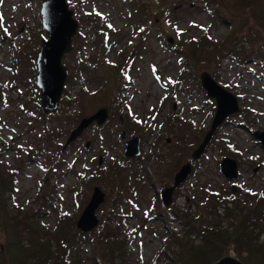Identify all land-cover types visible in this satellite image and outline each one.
Masks as SVG:
<instances>
[{
    "label": "rangeland",
    "instance_id": "1",
    "mask_svg": "<svg viewBox=\"0 0 264 264\" xmlns=\"http://www.w3.org/2000/svg\"><path fill=\"white\" fill-rule=\"evenodd\" d=\"M43 1L0 0V175L10 216L27 224L42 215L52 230L53 251L57 242L66 251L78 244L71 257L93 264L89 239L69 235L60 242L57 230L62 223L80 231L77 223L99 187L106 199L96 213L99 227L90 233L96 236L109 224L125 244L105 264H164L160 252L171 238L163 222L149 218L162 209L161 193L191 164L168 212H189L184 223L195 220L234 237L243 230L239 240L259 234L256 242L264 245L263 227L256 225L264 205L253 208L264 196V146L254 136L264 132V27L253 12L222 0L227 18L235 13L227 25L214 14L217 3L206 0H67L79 29L64 58L69 77L60 106L45 114L37 86V58L48 39ZM257 23L260 42L251 34ZM204 37L200 48L189 46ZM224 47L230 52L221 54ZM203 73L238 99L240 112L226 119L194 160L217 112L202 87ZM102 108L109 110L107 125L91 126L66 147L81 121ZM132 137L141 139V156L127 159L125 144ZM226 157L238 164L232 182L221 172ZM169 231L184 243L203 245L178 222ZM0 244L8 253L3 230Z\"/></svg>",
    "mask_w": 264,
    "mask_h": 264
},
{
    "label": "trees",
    "instance_id": "2",
    "mask_svg": "<svg viewBox=\"0 0 264 264\" xmlns=\"http://www.w3.org/2000/svg\"><path fill=\"white\" fill-rule=\"evenodd\" d=\"M206 1L207 3H217L214 14L223 19L224 23L230 25V23L234 21L235 13H232L234 14L232 18H227L222 9L223 5L221 4L224 3L225 5V2L222 0ZM220 1L223 3L221 2L220 4ZM233 3L240 9L253 12L252 14L256 16L254 20L261 24L260 26L264 27V11H261L264 0H233ZM258 10H260V13H257ZM259 24L258 26L255 25L251 28V34L254 36V40H258V42H260L258 36L260 35V28H262L259 27ZM205 38L207 39V37H204L199 44H196L195 41L190 42L189 46L200 48L205 44ZM216 47L219 48V46ZM187 51L189 52V60L192 61L189 49ZM218 51H220L221 54L230 52L226 47L222 50L219 49ZM179 52L185 57L184 50L179 49ZM111 96L107 93L105 98H111ZM232 156H235V154H232ZM3 183H5V181L0 175V233L3 230L8 248L7 253L1 248L0 244L1 264H55V262L56 264H83L80 259L75 261L74 259L76 257H71V251H73L78 244L69 245L70 249L66 251L61 247V244L57 242L58 247L56 246V251H53L54 244L52 243L51 238L52 230H50L49 226L42 223L40 219L42 215H39L34 219H28L30 221H28L29 223L27 224H22V222L18 223L16 219H13L10 216L8 209L5 207V202L2 201V197L4 198V194L6 193V185ZM255 203L257 204L253 208L257 206L254 210H258L264 205V196L262 195ZM161 208L162 209L158 214L150 215L149 220H160L163 222L170 235V241L164 245L160 252L164 264H214L221 258L229 255H233L244 264H264V245L256 242L259 238V234L257 236L252 235V237L248 236L247 238L249 241L239 240L238 238H242L243 230L240 234L234 237L231 233L216 229L215 227L196 226L195 223H197V221L195 220L192 225L189 222L184 223L185 218H191L189 212H183L180 214V212L177 211L176 214H179V216H174L165 209L163 204H161ZM251 212H253V210ZM262 214L259 217V223L256 225H258L259 228L263 227L264 231V223H261L263 222L262 218L264 217V212ZM180 215H182V217ZM238 216L241 217V212H239ZM176 222L184 225L188 229V235L191 233H197V235L202 238L203 245L195 247L194 244L192 246V244L184 243L183 239L174 236L169 230L172 224ZM245 222L248 223V220H245ZM60 224L61 226H58L59 228L57 230L60 231L59 236L57 237V239H60V242L67 240L69 235L78 238L80 242H87V239L91 241L90 250L93 264H105L104 261L107 256L110 255L112 260L116 256L122 254L125 250V244L120 240L119 233L113 232L111 225L109 224H106L101 232H96V236H93L94 234L92 233L84 234L80 231H76L74 225L71 228L63 226L62 223ZM243 226L240 224L239 229ZM25 236L26 238L31 239L30 243L25 240ZM174 244L177 246L178 250L175 249ZM11 249L12 251L10 252ZM59 251L63 252L62 259L60 260L57 259ZM8 254L11 256V260ZM4 258L6 263L3 261Z\"/></svg>",
    "mask_w": 264,
    "mask_h": 264
},
{
    "label": "water",
    "instance_id": "3",
    "mask_svg": "<svg viewBox=\"0 0 264 264\" xmlns=\"http://www.w3.org/2000/svg\"><path fill=\"white\" fill-rule=\"evenodd\" d=\"M40 14L42 26L48 35V39H43L42 47L37 58V86L41 90L42 111L48 114L56 112L60 106L61 97L69 77L64 58L73 50V38L77 34L79 24L67 0L43 1ZM169 43L173 44V40L170 39ZM201 81L202 87L207 92L208 97L215 99L217 112L210 131L205 136L197 151L192 155L194 160H199L203 156L217 129L226 119L240 112L238 99L232 93L219 86L208 73L202 74ZM109 117V110L102 108L94 115L84 118L80 125L71 133L66 147L77 142L91 126H104L108 122ZM125 136L126 133L124 132L122 138L124 139ZM254 136L264 146V132L256 131ZM90 147L91 144L87 143L85 149L87 150ZM124 156L127 159L141 156V139L139 137H132L126 142ZM221 172L229 182L237 179V162L229 157L224 158L221 163ZM191 173V164L183 166L175 177L174 187L164 190L161 193L165 207L168 208L170 206L174 190L185 183ZM233 190H236L235 187H233ZM105 199V194L99 187H96L90 203L83 211L77 223L78 230L82 233H90L99 227L100 221L96 213L99 207L105 202ZM214 264L244 263L232 256H226Z\"/></svg>",
    "mask_w": 264,
    "mask_h": 264
},
{
    "label": "snow or ice",
    "instance_id": "4",
    "mask_svg": "<svg viewBox=\"0 0 264 264\" xmlns=\"http://www.w3.org/2000/svg\"><path fill=\"white\" fill-rule=\"evenodd\" d=\"M3 19H4L3 16L0 15V23H2ZM5 31H6V29H5Z\"/></svg>",
    "mask_w": 264,
    "mask_h": 264
}]
</instances>
